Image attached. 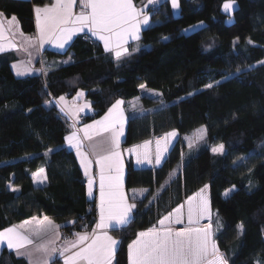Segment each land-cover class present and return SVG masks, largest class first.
Returning a JSON list of instances; mask_svg holds the SVG:
<instances>
[{"label":"trees","instance_id":"trees-1","mask_svg":"<svg viewBox=\"0 0 264 264\" xmlns=\"http://www.w3.org/2000/svg\"><path fill=\"white\" fill-rule=\"evenodd\" d=\"M227 1L179 0V16L162 5L161 13L152 14L157 23L143 31L141 51L122 63L85 36L65 54L46 51L45 58L72 53L74 63L45 76L18 78L0 56V231L35 216L61 225L64 237L93 230L96 205L87 199L75 154L63 147L71 122L47 106L52 98L83 91L99 111L95 118L116 100L140 99L143 112L128 123L126 147L178 135L161 166L136 169L128 163V192L146 194L135 201L134 218L120 234L115 264H129L128 245L138 233L157 228L205 184L215 241L228 264H264V0H232L247 11L232 24L222 12ZM50 2L0 0V11L16 15L31 34L34 9ZM140 84L161 98L142 97ZM201 127L205 142L188 148L184 139ZM214 143L226 153H212ZM40 169L47 177L42 186L34 178ZM0 264L27 262L4 250Z\"/></svg>","mask_w":264,"mask_h":264},{"label":"snow or ice","instance_id":"snow-or-ice-1","mask_svg":"<svg viewBox=\"0 0 264 264\" xmlns=\"http://www.w3.org/2000/svg\"><path fill=\"white\" fill-rule=\"evenodd\" d=\"M159 0H148V4L158 3ZM173 8L179 7L178 0H171ZM83 9L79 14H74L73 8L76 0H55L51 5L44 7H36V26L39 31V39L41 44L47 39L54 42L57 47L64 48L65 44L77 32H83L87 29L92 35L97 36L104 43L105 51H115L117 60L122 56L131 55L124 44L128 37L139 39L140 24L147 25L148 16L144 14V5L137 9L133 0H81ZM232 7L231 3H225L224 9L227 11ZM143 16V19H139ZM15 20V17H12ZM165 39H167L165 37ZM12 46L11 42H8ZM5 50L4 36L2 25H0V51ZM18 76L26 74L30 69L23 64L13 65ZM239 71V70H238ZM218 83V82H217ZM213 85L208 84L206 87L211 88ZM141 89H145V84H140ZM83 96V92L77 94ZM64 100V97H60ZM47 103V102H46ZM123 101L116 100L107 114L99 121L86 125L84 129L78 130L84 132V139L91 140L92 133L99 135L101 132H112L110 137L96 144L90 145L91 151L97 155L96 163L100 165L99 174V191H100V218L96 223L92 234L85 232L77 233L76 240H65V247L57 249L49 248V243L45 242L41 237V232L45 229H39L36 232V239L41 242L36 245V253L43 258V264H49L54 254L59 252L64 257V264H111V259L116 250L118 241L107 231L97 232L112 228L117 230L119 227L129 223L132 209L136 207L135 203H128L122 188V172L123 164L120 160L119 143L120 136L123 133L124 113L121 109ZM163 101H161V104ZM85 108L89 105L85 104ZM28 111H31L29 109ZM63 111V109H61ZM116 124L120 125V131L115 130ZM91 130V131H90ZM203 131V130H202ZM175 131L166 133L164 138L174 137ZM202 138V135H201ZM69 146L76 149L77 156L80 157L81 166L85 170V175H89V166L91 161L88 154L81 151L83 144L78 137V132H73L65 137ZM149 142H145L147 147ZM161 141L157 140L156 164H159L166 147L161 148ZM189 147H192L190 141ZM224 145L220 144L213 147L214 153L223 152ZM51 151V149H49ZM129 152H135L136 147L128 149ZM149 160L147 154L143 157L137 153V163H143ZM115 170V175L111 174ZM44 172L40 169L34 174V178ZM47 179L45 176L40 180L43 183ZM93 178L89 175L88 179V195L92 196ZM208 185L205 184L193 197H189L188 204V224L189 227L181 230H173L166 227L165 222L180 224L182 220L183 205L178 206L173 212L168 213L158 221L160 228L151 227L145 231L138 233L137 238L128 245L129 264H228L227 257L219 251L217 243L213 239V228L211 223V212L209 200L207 198ZM16 191L15 188L12 189ZM228 195V191L224 193ZM209 218V223L200 225L199 221L203 218ZM48 222L49 229H58V225H52L47 217L43 218ZM42 224L43 221H37ZM74 223V222H73ZM192 225H196L192 227ZM219 226V220H217ZM23 227V225L19 226ZM241 231L243 226L241 225ZM6 241L9 248L21 249L25 245H31L34 240L20 231L17 227H11L0 231V243ZM76 249V251H72ZM65 253H70L65 255ZM30 258L33 252L22 253ZM36 264H40L39 259Z\"/></svg>","mask_w":264,"mask_h":264},{"label":"crops","instance_id":"crops-1","mask_svg":"<svg viewBox=\"0 0 264 264\" xmlns=\"http://www.w3.org/2000/svg\"><path fill=\"white\" fill-rule=\"evenodd\" d=\"M53 3H55V0H51V2L46 5H51ZM225 3L232 4V7L228 9L227 11L224 9V5L222 7V12L227 16V18L233 16L234 14H239L241 12L243 13L247 12L246 10H241L236 4V2L232 0L227 1ZM133 4L137 9H140L144 5H147V7L144 8V14L148 16V23L147 25L143 23L140 24L138 40L128 37L127 42L124 44V48H126L128 52L131 53V55L122 56L120 60L116 59L115 51H105L103 41L100 40L97 36L92 35V33L89 32L87 29H85L83 32L75 33L72 36V38L65 44L64 48L57 47L54 42H50L47 39L43 42V44H41V41L39 39L40 34L36 26L35 9H34V18H35V30L34 31L37 34L35 38L30 36V34L25 33L22 30L20 21L16 15L7 16L4 12L0 11V25H2L4 43H5V50L0 51V56L6 57L10 61L12 71L14 72L15 76L18 78H26L29 76H34V75H39V74H42L44 76L61 67H67L74 63V56L72 53L65 57H61V58H45L44 53L46 51H51V52H55L59 54H65L69 50L71 44L77 38L83 37L85 35H91L95 38L98 45L102 47L103 51L107 55H110L116 63H122L141 51L142 49L141 40H142L143 31L157 23V21H154L152 18L153 13L150 11L151 6H162L165 4H170L174 15L180 12L179 0H178L179 7L177 8H173L171 0H159L158 3H154V4H148V0H145V4L143 6L137 4L133 0ZM44 6H39V7H44ZM81 10L87 11L86 9H83L81 0H76V4L74 5V8H73L74 14H79ZM12 17H15V20H12ZM139 19L142 20L143 16H141ZM9 41L11 42L12 46L9 45L8 43ZM18 64H23L30 70L26 72V74L18 76L16 74V69L13 67V65H18ZM80 92H83V91H80ZM77 94L74 96L62 95L60 96V97H64V100L62 101L60 100V97L52 98L51 102L47 103V106L57 107L58 110H60V112H62L71 122V130L68 133V135H70L73 132H78V137L82 140L83 147L81 151L87 153L88 159L91 161V164L89 166L90 168L89 175L93 178L91 197L88 195L89 175H85V170L81 166L80 157L77 156L76 149L69 146L66 139H65L63 147L69 151H72L76 156V159L81 168L84 180L86 182L87 199L89 202L95 203L96 205V210H97L96 223H98L99 218H100V208H99V205H100V191H99L100 165L96 163V160L98 157L96 154H94L91 151L90 145L102 142L105 139V137H110L112 135V132L111 130L107 132H101L99 135L93 132L91 140L84 139V132L78 131V130H82L85 128L86 125H90V124H93L95 121L101 120L107 114L108 111L99 118H92V116H94L95 111L92 107V104L86 98V93L83 92V96H78ZM85 104L89 105V107L85 108L84 107ZM137 104H138V100L134 99V100L127 101V102L123 101L121 105V109L124 113V120H123V133L119 138L120 139L119 152H120V160L122 161V164H123L122 188H123V192L125 194V197L128 203H135L136 200L143 198L146 194L145 189H135V190H132L131 192H128L126 188L128 163L130 161L133 162L136 169H150V168L161 166L167 157V153L163 154V158L160 161L161 164L160 163L156 164L155 161H156V154H157V140L155 139L151 141H147L149 143L147 144L146 148L144 147L145 142L138 144V145H134L136 147L135 152L128 151V149H131L134 146H131V147L125 146L128 123L130 119L138 115V112L142 111L140 107L136 106ZM61 109H63V111H61ZM80 116H86L88 119L80 123L78 122V118ZM115 130L120 131L119 124H116ZM137 153H139L141 157L147 154L149 160H151V163H149L148 160H145L143 163L138 164L137 163ZM111 174L115 175L116 174L115 170H113ZM136 207L132 209V212L129 218V223L127 225L119 227L117 230H113L112 228L96 230L97 232L107 231L109 235L113 236L118 241L116 250L111 259V264H115L116 254L120 248V244H121L120 234L126 227H128V225L133 220ZM44 217L46 216H35L21 223L8 227V228L17 227L18 231H20L22 234L32 238L34 240V243L31 245H25L24 248L16 249V248H9L7 246V242L4 241L0 243V254L4 250H7L8 252L13 253L17 259L25 260L27 264H30V258L27 257L26 255H22V253H27L31 251L33 252V256L31 257L32 264H36V261L38 259L40 261V264H43V258L40 257L39 253H36V245L41 242L40 240L36 239V232L39 229H45L47 232V234H45V232H41V237L43 238L45 242L54 241V243L48 244L49 248L55 247L57 249H63L65 247V244H64L65 240H69V241L76 240L77 237L75 234L70 237H64L63 230H62L63 227L59 224H56L50 218L47 217L48 220L52 222V225L59 226L58 229L48 230L49 229L48 222L43 220ZM37 221H43V223L38 224ZM21 225H23V227H19ZM169 225L171 224H168L166 227H169ZM174 226H176V224ZM174 226L172 227V229L175 228ZM160 227L161 226H158L157 228H160ZM182 228L184 229V225L182 226ZM93 229H95V226ZM85 232H87L88 234H92L93 230L85 231ZM85 232H80V234H84ZM72 251H76V249H73ZM69 254L70 253H65L66 256ZM49 264H64V257H61L59 255V252H57L56 254H54Z\"/></svg>","mask_w":264,"mask_h":264},{"label":"rangeland","instance_id":"rangeland-1","mask_svg":"<svg viewBox=\"0 0 264 264\" xmlns=\"http://www.w3.org/2000/svg\"><path fill=\"white\" fill-rule=\"evenodd\" d=\"M179 13L180 12L175 14V16H179ZM244 15H245V13H243V12H241L239 14H234L233 16L227 18V23L228 24H232V23L236 22L238 19L244 17ZM200 27L201 26H196V27H193V29H199ZM141 96L142 97H150V98H153V99H159V98H161V93L159 91L152 90V89H149V88L146 87L145 89H141ZM137 100H138V104L136 106L140 107V109L142 110L141 112H138V115H139V114H141L143 112V109H142V105H141L140 99L138 98ZM201 135H202V138H201ZM164 137L165 136H161V137L156 138L155 140H160L161 141V145H160L161 148L162 149L164 147L167 148V150L164 151L163 154H166V153L168 154L169 150L171 149V147L173 146V144L177 140L178 135H176L174 137H167L166 139H161V138H164ZM206 137H207V130H206L205 127H201L200 129L195 131L192 135L186 137L184 140H185V144L187 145L188 148H195V147L197 148V147H199L200 145H202L205 142ZM190 141L192 142V147H189ZM218 145H220V144L219 143H214L209 148L212 151V148L213 147H217ZM212 153H214V152L212 151ZM225 153H226V150H225V147H224L223 152H218V153H214V154H216V155H224ZM163 154H162L161 159L163 158ZM38 172L39 171H37L36 173H38ZM43 178H44V172L41 175H38V176L35 177L36 183H37L38 186H42V185L45 184L46 180H44L43 183H40V180L43 179ZM231 193H232V190L228 191V195H230ZM207 198L209 200L208 191H207ZM209 205H210V201H209ZM181 211H182V220H183V222L180 223V224H176V223L172 222L171 225H169V227L172 228L176 224V226H174L175 228H173V230H179V229L181 230V229H183L182 228L183 225H184V228L189 227V224H188V204H187V202L183 205V208L181 209ZM210 212H211V223H212V228H213V239L215 240L216 230H218V229H217V227H214V217H213V214H212L211 205H210ZM209 222H210L209 218L206 217V218L201 219L199 221V224L200 225H206ZM168 224L169 223L166 221L165 222V226H167ZM195 226L196 225H192V227H195ZM219 251L222 254H224L220 249H219ZM227 261H228V259H227Z\"/></svg>","mask_w":264,"mask_h":264},{"label":"built area","instance_id":"built-area-1","mask_svg":"<svg viewBox=\"0 0 264 264\" xmlns=\"http://www.w3.org/2000/svg\"><path fill=\"white\" fill-rule=\"evenodd\" d=\"M191 2H194L195 0H190ZM150 11L152 12V13H161V6H151V8H150ZM36 32L35 31H33L31 34H30V36H32V37H36ZM85 41L86 42H88L91 46H95L96 45V43H97V41L95 40V38L93 37V36H91V35H85ZM45 76V75H44ZM99 113V111H95V113H94V116H92V118H95V116H96V114H98ZM88 118L86 117V116H80L79 118H78V122H84V121H86ZM84 185H86V182L84 183ZM85 229L87 228L86 226L84 227Z\"/></svg>","mask_w":264,"mask_h":264}]
</instances>
